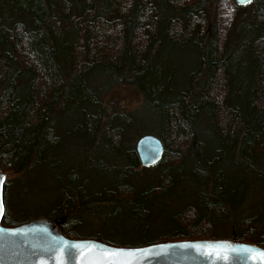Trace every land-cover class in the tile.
I'll list each match as a JSON object with an SVG mask.
<instances>
[{
	"label": "trees",
	"instance_id": "trees-1",
	"mask_svg": "<svg viewBox=\"0 0 264 264\" xmlns=\"http://www.w3.org/2000/svg\"><path fill=\"white\" fill-rule=\"evenodd\" d=\"M227 1L231 12L216 0L208 32L205 0H0V169L43 166L57 180L42 216H64L63 234L138 246L213 238L228 220L238 239L264 246V0L239 17L245 5ZM117 83L136 88L138 108L105 104L103 87ZM141 107L164 147L150 166L134 148L151 133ZM139 166L154 184L134 183ZM16 180L3 179V225L17 224L6 211ZM178 183L193 200L153 211ZM93 221L127 222L129 237L80 231Z\"/></svg>",
	"mask_w": 264,
	"mask_h": 264
},
{
	"label": "water",
	"instance_id": "water-1",
	"mask_svg": "<svg viewBox=\"0 0 264 264\" xmlns=\"http://www.w3.org/2000/svg\"><path fill=\"white\" fill-rule=\"evenodd\" d=\"M252 0H234L246 5ZM134 148L140 163L155 164L163 153V143L154 133L137 136ZM4 173L0 169V203L3 204ZM4 208V205H3ZM0 214V264H264L259 252L264 247L251 241L238 239L232 231L230 237L176 239L157 241L138 246H118L86 237L72 238L59 228L64 216L34 217L14 225H3ZM131 250L112 256L109 250ZM232 249L238 251L232 252ZM248 249V251H243ZM216 250L228 259L216 260ZM211 253V255H209Z\"/></svg>",
	"mask_w": 264,
	"mask_h": 264
},
{
	"label": "rangeland",
	"instance_id": "rangeland-1",
	"mask_svg": "<svg viewBox=\"0 0 264 264\" xmlns=\"http://www.w3.org/2000/svg\"><path fill=\"white\" fill-rule=\"evenodd\" d=\"M225 1V12H231V3L227 0ZM205 2L207 7V15L210 19V22L206 26L207 31L209 32L212 27V19L216 0H205ZM251 10L252 5L247 4L243 8H238L237 15L238 17L242 16L243 14L249 15L251 13ZM181 58V61L177 59V62L179 66H182V71L185 73V65L188 68L189 64L187 58H185L184 55L181 56ZM194 63L195 62H192V64ZM102 93L105 104H107L108 106L112 104L114 106V109L116 110H133L138 108L142 103V96L136 90V88L129 83H117L112 84L109 87H103ZM139 116L142 118V122L144 123L143 130L157 134V127L152 126L151 119L148 116V113L145 111V107L140 108ZM67 125H72V122L68 123ZM153 175H155V173L151 172L149 168L139 166L138 173H136V178L134 179V183H136L138 187L146 183L154 184L156 181ZM4 176L7 178V180L11 181H14L16 178H18L15 183L13 182V184H15V189L8 190L10 199L9 194L7 195L8 202L10 203L8 204L6 210L7 216L12 218L14 222L19 223L31 217L45 215L47 213L49 204L55 203V201L50 200V198H53V196L55 195L57 180L53 178L43 166H36L33 168L28 167L25 171H21L20 173H5ZM103 176H105L104 173H102V177ZM99 178L100 177L98 175H93L92 177H90L95 185L100 183ZM24 188L26 190H24ZM255 194L251 197L248 196L247 200H245L244 204L242 205L243 212L248 213L251 210V206L259 203V194H257L256 192ZM192 198H194L192 191L185 185L178 183L173 191L158 199L155 203L152 204L151 207L153 211L154 209L158 210L160 208L161 210L167 212L168 210L171 211L182 207L185 203L192 201ZM15 200L16 206L19 207L13 209ZM263 206V204H259L258 208H261ZM156 217V222L162 221V213H159ZM126 223L127 222L124 221H120L119 223L104 222L100 225V223L97 224L96 221H93L90 222V225L81 228L80 231L86 233V230H101L104 233L112 232L113 234H119L125 237H129V233L126 232ZM115 224H117L116 226H118V228L114 227ZM231 228V223L228 220H225L214 225L213 234L215 237H230L232 230ZM257 228L259 232H264V217L259 220ZM158 230L159 228L156 227L151 230V233H156L158 232Z\"/></svg>",
	"mask_w": 264,
	"mask_h": 264
},
{
	"label": "snow or ice",
	"instance_id": "snow-or-ice-1",
	"mask_svg": "<svg viewBox=\"0 0 264 264\" xmlns=\"http://www.w3.org/2000/svg\"><path fill=\"white\" fill-rule=\"evenodd\" d=\"M3 213H4L3 204L0 203V214H3ZM231 251L236 252L238 250L232 249ZM243 251H248V249H243ZM256 251L259 252L261 259L264 260V251H260V250H256ZM125 252H127L130 256L135 255V253L132 252L131 250H122V249H120V250H117V249L109 250V254L112 256H119ZM209 255H211V253H209ZM224 259H228V257L227 256H221L220 250H216V260H224ZM110 264H117V262H110ZM124 264H133V262L131 260H129V261L124 262ZM212 264H216V261H212Z\"/></svg>",
	"mask_w": 264,
	"mask_h": 264
}]
</instances>
